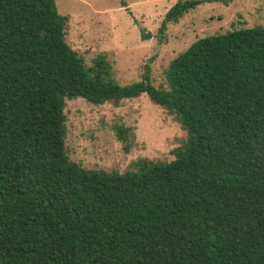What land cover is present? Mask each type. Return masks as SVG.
<instances>
[{"label":"trees","instance_id":"16d2710c","mask_svg":"<svg viewBox=\"0 0 264 264\" xmlns=\"http://www.w3.org/2000/svg\"><path fill=\"white\" fill-rule=\"evenodd\" d=\"M219 1L177 0L159 33ZM67 23L54 0H0V264H264V27L197 39L157 88L147 65L129 85L87 66ZM142 95L186 133L172 161L68 158L66 101Z\"/></svg>","mask_w":264,"mask_h":264},{"label":"rangeland","instance_id":"374dc122","mask_svg":"<svg viewBox=\"0 0 264 264\" xmlns=\"http://www.w3.org/2000/svg\"><path fill=\"white\" fill-rule=\"evenodd\" d=\"M68 17L65 40L87 66L102 57L120 85L139 82L148 66L150 82L166 88L169 63L200 38L264 27V0H226L203 4L169 24L160 34L167 10L177 0H54ZM65 149L87 170H133L139 159L170 162L186 133L145 95L118 105L95 106L82 99L66 101ZM116 127L129 129L127 142Z\"/></svg>","mask_w":264,"mask_h":264}]
</instances>
